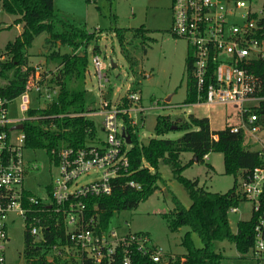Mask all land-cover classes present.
I'll return each instance as SVG.
<instances>
[{"label":"built area","instance_id":"2783aa9c","mask_svg":"<svg viewBox=\"0 0 264 264\" xmlns=\"http://www.w3.org/2000/svg\"><path fill=\"white\" fill-rule=\"evenodd\" d=\"M172 12L171 33L187 42L191 54L189 75L196 101L187 105L234 107L239 122L226 130L241 138L246 150L257 152L260 157V166L241 172L242 181L237 190L241 205H250L249 221L255 222L251 252L264 264V112L259 113L264 105V83L250 71L254 61L264 59V41L258 39V21L263 11H254L243 1L172 0ZM92 62L104 98L107 65L98 56ZM41 82L35 68L34 77L29 78L24 92L17 98L20 111L27 115L23 119L12 120L9 117L12 100L0 97V264H8L9 225L18 219L24 223L25 239L30 235L33 245L46 242V234L52 228L60 233L58 243L49 249L54 254V259H47L50 264L66 257L75 259L76 264H111L116 258H122L123 264H133L136 253L157 264L169 263L175 256L155 246L149 235L120 233L111 226L102 229L99 209L91 210L86 203L90 198L112 195L118 180L129 175V144L123 134L128 135L125 116L136 133L132 113L143 112L136 107L141 102L136 93L130 92L116 105L104 98L98 110L87 114L103 119L104 140L95 137L81 148L51 151L50 161L58 169V177L46 200L26 188L27 170L37 166L25 160L24 131L12 128L30 119L33 95H41ZM59 91V88L46 91L43 97L52 104ZM125 99L130 103L128 108ZM157 106L160 104L156 103ZM212 137L215 141L220 139L218 134ZM94 172L96 180L80 183ZM127 184L141 188L132 181ZM239 211V207L231 209V212Z\"/></svg>","mask_w":264,"mask_h":264},{"label":"rangeland","instance_id":"374dc122","mask_svg":"<svg viewBox=\"0 0 264 264\" xmlns=\"http://www.w3.org/2000/svg\"><path fill=\"white\" fill-rule=\"evenodd\" d=\"M228 2L243 1L254 11L260 10L264 0H225ZM54 10L58 16L55 32L63 33L64 24L74 25L85 31L92 38L89 44L74 50L50 39L45 32L37 36L28 50L27 59L30 67L38 68L41 75V95H33L31 107L45 109L51 106L43 95L46 91L58 89L56 78L62 72L60 59L52 58L54 54H77L88 58V74L86 76V109L98 110L102 100L116 105L130 92L136 93L141 102L135 106L142 109L139 114L132 113L137 124V139L147 145L151 139L181 138L185 131L173 129L162 136L156 133V123L159 117H170L177 125L191 124V116L208 118L212 131L225 130L238 124V112L231 105L189 106L186 104L188 94L187 59L189 47L185 40L172 35L173 12L172 0H54ZM244 11H241L243 13ZM16 17L0 12V51L8 43L14 42L22 33L23 26L14 24ZM22 24V23H21ZM23 25V24H22ZM118 29L124 31L122 43L117 36ZM143 47L147 48L144 54ZM95 56L107 65L103 81L104 98L100 95L99 79L95 74L93 58ZM7 56H0L5 62ZM115 65V67L113 66ZM7 81L0 77V86ZM168 99H170L168 101ZM156 103L160 106L155 107ZM20 99H15L9 106V117L12 120L23 119L19 108ZM96 124L98 139H105L102 131V118L91 116ZM194 129L195 127L192 126ZM131 145L128 146V149ZM25 160L34 162L36 168L27 170L25 186L34 195L47 199L52 184L58 177V169L50 161L45 151L26 149ZM192 160V154L184 153L181 157L185 166ZM211 166V167H210ZM160 173L163 181L159 182L157 191L137 209L116 213L111 219V228L120 233L130 231L134 234L149 235L152 243L163 249L169 256H182L186 249L182 241L188 227L178 232H171L164 215L171 214L175 209L174 199L186 209L192 205L191 198L185 186L174 178L172 168L161 163ZM182 176L186 179L199 181V185L208 192L226 194L242 176L227 175L222 153L213 152L204 162H195L185 167ZM96 172L80 180L88 183L96 180ZM239 212H229V221L233 233H237L238 223L249 221L250 205L239 206ZM13 216H11L12 218ZM25 226L21 220L10 223V242L6 256L8 264H23L25 258ZM197 248L202 242L197 234L191 235ZM216 249L222 253L221 264H262L256 260L253 253L241 254L234 244L227 241L216 244ZM47 259H54V254L47 251ZM53 257V258H52ZM57 256H55L56 258ZM76 260L68 257L56 260L55 264H76Z\"/></svg>","mask_w":264,"mask_h":264},{"label":"trees","instance_id":"16d2710c","mask_svg":"<svg viewBox=\"0 0 264 264\" xmlns=\"http://www.w3.org/2000/svg\"><path fill=\"white\" fill-rule=\"evenodd\" d=\"M262 11V17L258 21V39L264 41V5ZM0 12L17 17L16 25L24 24L21 35L0 51V56L8 57L5 62L0 60V77L7 81L6 85L0 86V97L12 101L24 92L29 78L35 75V68L28 65L27 53L37 36L47 32L52 41L60 42L61 45L74 50L87 46L92 38L85 31L70 24H64L63 33L55 32L58 16L54 10V0H0ZM124 31H117L122 43L126 40ZM143 52L147 54L146 47H143ZM190 55L189 53L187 59L188 75L191 74ZM52 58L60 59L63 67L56 78L60 90L58 98L49 108L31 107L28 112L30 119L22 123L26 135V149L45 151L48 155L52 150L62 147H84L89 139L93 140L96 136L95 122L87 115L92 110L86 109L85 100L88 58L77 54H54ZM250 71L264 83V59L254 61ZM187 79L186 103H193L196 101L194 86L190 75ZM125 106L130 107L126 99ZM262 112L264 105L259 113ZM125 120L128 126L126 132L132 141L128 153L129 175L118 180L119 184L112 195L86 201L91 210L95 207L99 209L102 229L110 227L111 219L116 213L137 209L157 191L159 182L163 181L160 165L164 163L172 168L174 178L185 186L192 201L190 208L186 209L174 199V211L164 215L171 232H178L183 227L190 229L182 241L186 254L171 258L169 264H221L223 255L216 249V244L224 241L234 244L241 254H248L254 245V220L239 222L237 233H233L229 221L231 209L241 205L238 182H235L234 187L226 194L211 193L200 186L198 180L184 178L182 171L195 162H204L209 154L218 152L223 154L225 173L237 177L242 171L261 165L258 153L246 150L242 139L231 135L226 129L212 131L208 118L191 116V124L177 125L169 116L159 117L156 123L158 136L173 128L183 130L185 134L177 140L154 138L147 145L137 139L130 119L125 116ZM214 134L220 136L218 141L213 139ZM184 153L192 154V160L185 166L181 161ZM131 181L139 184L141 188L130 187L127 183ZM192 234L200 237L202 247L195 246ZM59 235L60 233L52 228V231L46 234V242L33 245L30 235L27 234L24 252L27 264H50L46 257L47 251L58 243ZM111 264H123L122 258H116ZM133 264L157 263L136 253Z\"/></svg>","mask_w":264,"mask_h":264},{"label":"water","instance_id":"95a60500","mask_svg":"<svg viewBox=\"0 0 264 264\" xmlns=\"http://www.w3.org/2000/svg\"><path fill=\"white\" fill-rule=\"evenodd\" d=\"M113 66L115 67V65H113ZM168 100H170V99H168ZM12 129L13 130H23L24 125L20 124V125L13 127ZM173 129H175V128H173ZM123 137L126 139L127 144L132 145L131 137L129 135H126V133H124ZM165 264H169V263H165Z\"/></svg>","mask_w":264,"mask_h":264},{"label":"crops","instance_id":"0c3cea01","mask_svg":"<svg viewBox=\"0 0 264 264\" xmlns=\"http://www.w3.org/2000/svg\"><path fill=\"white\" fill-rule=\"evenodd\" d=\"M261 9H262V8H261ZM16 19H17V17H16ZM16 19H15V20H16ZM14 24H16L15 21H14ZM17 26H18V27L23 26V28H24V24H23V25H22V24H18ZM22 31H23V30H22ZM20 35H21V33H20ZM168 101H169V100H168ZM186 104H188V103H186ZM95 127H96V124H95ZM102 131H103V130H102ZM95 137L98 138V131H97V128H96V136H95ZM181 157H182V156H181ZM207 159H208V158H207Z\"/></svg>","mask_w":264,"mask_h":264}]
</instances>
